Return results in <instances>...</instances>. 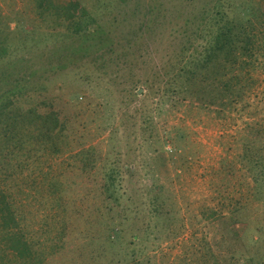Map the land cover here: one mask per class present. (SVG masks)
Instances as JSON below:
<instances>
[{"label": "rangeland", "instance_id": "obj_1", "mask_svg": "<svg viewBox=\"0 0 264 264\" xmlns=\"http://www.w3.org/2000/svg\"><path fill=\"white\" fill-rule=\"evenodd\" d=\"M72 1L0 0L1 68L37 72L15 105L53 98L68 122L53 149L32 122L24 145L0 139L26 240L44 264H264V58L233 107L188 97L182 73L202 6L226 0H77L92 33L55 11Z\"/></svg>", "mask_w": 264, "mask_h": 264}, {"label": "trees", "instance_id": "obj_2", "mask_svg": "<svg viewBox=\"0 0 264 264\" xmlns=\"http://www.w3.org/2000/svg\"><path fill=\"white\" fill-rule=\"evenodd\" d=\"M51 7L49 2L44 6L38 3V8L44 12L51 13ZM215 9L214 12L210 8L207 9V6H202V11L209 16L207 23L203 22L197 30V37L202 43L190 44L192 48L185 49V52L189 53L192 50L182 67L183 76L191 84L185 86V91L188 97L203 103L233 107L236 103L244 101L246 89L250 88L247 81L253 79L251 74L261 66L260 59L264 58V44L254 32L256 24H260V28L264 29V7L254 4L253 0H226ZM55 11L64 13L78 30L92 33L87 21L90 14L79 1L69 2L57 7ZM192 24L194 19H186L188 28H191ZM9 29L7 27L0 36L8 37L12 33ZM202 34L205 35L201 36ZM6 55L8 51L0 48V63ZM220 67L224 72L218 76ZM5 68L0 66V139L3 137L12 144L17 142L24 145L25 124L32 122L34 132L29 130L30 134L37 135L36 139L41 141L53 143L50 147L53 149L55 139L64 137L67 128L64 108L56 110L57 101L53 98L46 101V110H43V104H37L36 108L31 109L15 105L25 92L30 90V81L37 72L29 70L31 68L22 62H10ZM6 70L8 72H5ZM40 121L42 124L36 126L35 123ZM6 143L9 145V142ZM238 213L239 211H229L230 221H237ZM25 235L7 194L0 191V244L5 245L3 249L0 248L1 261H9L8 258L11 257L15 264H44V260L26 240ZM118 239L115 234L107 238L110 243ZM214 264L219 263L214 261Z\"/></svg>", "mask_w": 264, "mask_h": 264}]
</instances>
